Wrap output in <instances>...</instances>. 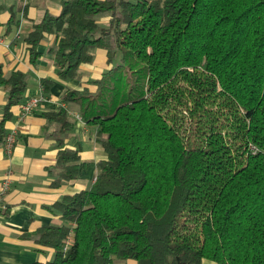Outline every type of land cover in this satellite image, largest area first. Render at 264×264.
<instances>
[{"label":"trees","instance_id":"obj_1","mask_svg":"<svg viewBox=\"0 0 264 264\" xmlns=\"http://www.w3.org/2000/svg\"><path fill=\"white\" fill-rule=\"evenodd\" d=\"M62 3L27 36L30 60L55 36L58 76L71 80L107 52L96 91L62 97L97 128L107 159L90 189L54 204L63 225L35 234L54 259L34 264H264V0ZM27 87L0 64L2 123ZM45 116L61 126L52 186L72 184L81 155L64 148L68 111Z\"/></svg>","mask_w":264,"mask_h":264},{"label":"crops","instance_id":"obj_2","mask_svg":"<svg viewBox=\"0 0 264 264\" xmlns=\"http://www.w3.org/2000/svg\"><path fill=\"white\" fill-rule=\"evenodd\" d=\"M63 1L0 0V64L5 75L21 72L27 75L28 82L24 100L11 109V115L4 123L8 93L0 88V264L53 260L54 251L35 242L36 232L44 227L63 225L54 204L64 196L90 189L98 174V163L107 159L96 141L97 128L77 117L80 115L78 108L62 101L67 91H96L92 82L111 68L107 52L98 49L93 62L82 65L78 77L71 80L58 76L54 55L50 53L55 36L47 37L40 44L41 56L35 63L30 60L25 42L27 36L34 25L43 21L47 12L60 15ZM12 13H15L16 24L9 29ZM44 80L51 81L48 91L43 86ZM35 97H42L43 101L22 120L23 104ZM61 107L68 111L70 123L64 135V148L80 150L81 169L74 183L54 187L55 178L49 169L56 164L59 150L56 135L61 126L56 122L49 123L45 114ZM13 131L17 132L16 143L12 151H7L5 140ZM6 183L8 190L3 193ZM202 264L217 263L204 260Z\"/></svg>","mask_w":264,"mask_h":264},{"label":"built area","instance_id":"obj_3","mask_svg":"<svg viewBox=\"0 0 264 264\" xmlns=\"http://www.w3.org/2000/svg\"><path fill=\"white\" fill-rule=\"evenodd\" d=\"M42 101H43L42 97H35V98L29 99L25 104H23L22 113H21V119L23 120L25 117L30 115L34 110H36L40 106ZM77 117L79 119H81L80 115H77ZM16 136H17V132L13 131L6 137L5 148H6L7 151H12L13 150L14 145L16 143ZM7 190H8V184L6 183V185L3 188V193H5ZM69 244H70V242L68 240V242L66 243V246L64 248L65 251L68 250Z\"/></svg>","mask_w":264,"mask_h":264},{"label":"rangeland","instance_id":"obj_4","mask_svg":"<svg viewBox=\"0 0 264 264\" xmlns=\"http://www.w3.org/2000/svg\"><path fill=\"white\" fill-rule=\"evenodd\" d=\"M110 17H111V12L102 13V14H99L98 16H96V19L98 21L99 26L100 27H106L108 19ZM96 52H97V50L94 52V55L96 54ZM116 63H115V65H116Z\"/></svg>","mask_w":264,"mask_h":264}]
</instances>
